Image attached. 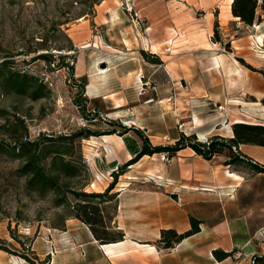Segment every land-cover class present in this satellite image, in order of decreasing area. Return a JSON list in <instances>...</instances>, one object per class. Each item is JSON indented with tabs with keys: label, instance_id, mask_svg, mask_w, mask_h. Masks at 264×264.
Instances as JSON below:
<instances>
[{
	"label": "rangeland",
	"instance_id": "1",
	"mask_svg": "<svg viewBox=\"0 0 264 264\" xmlns=\"http://www.w3.org/2000/svg\"><path fill=\"white\" fill-rule=\"evenodd\" d=\"M231 2L0 0V62L12 56L14 70L40 78L51 91L48 99L34 102L15 95L0 94V109L23 117L30 140L39 135L61 136L90 131L93 136L81 141L86 176L74 183L85 193L102 194L114 181L113 174L117 173L116 184L131 186L130 196L122 200L126 208L123 216L130 224L142 221L145 218L142 213L147 211L144 199L148 195L158 194L167 203L174 202L165 192L166 180L163 185L154 178L165 179L163 173L166 174L171 157L165 153L144 156L135 164L126 166L123 172L115 169L110 173H99L94 162L102 157L99 149L103 151L104 148L100 141L116 140L115 136L127 135L126 139L137 143L140 151L141 140L135 133L138 130L153 147L173 146L180 135L193 138L192 143H208L215 137L212 133H215L216 124L226 133L230 122H252L230 113V110L236 109L230 99L221 104L209 102L208 105L198 103V100L189 104L184 102L187 95L182 87L185 85L178 80L183 77L180 74L190 75V79L197 78L204 68L206 39L209 36L213 41L214 31L222 43L214 48V53L218 51L226 55L229 62L234 59L241 70L247 69V61L264 68V34L260 29L247 34L242 24L235 29L240 21L233 19L228 12ZM256 15H261L260 19L264 20V13L259 7ZM226 24L229 29L224 32L219 27H226ZM47 53L63 59L55 58L51 64L34 60L38 55ZM237 58L242 59L244 65ZM100 68L104 74L99 75ZM169 72H175L177 78L173 79ZM224 79L228 86V79ZM213 82L211 78L209 84ZM228 93L229 98L245 102L239 105V109L247 105L246 88L239 86L237 91ZM220 106L224 107L223 110L219 109ZM185 116L202 122L198 120L199 126H194ZM3 123L0 118V126ZM200 127L207 128L202 136L197 129ZM5 139L0 130V141ZM184 149L191 153L189 156L193 155L189 147ZM95 154L99 157H94ZM19 165L20 161L14 158L0 156V240L5 241L11 251L24 253L19 242L29 246L32 238H45V229H49L48 236L52 229L61 230L65 220L74 217V210L56 206L54 193L38 196L28 192L25 179L16 174ZM157 165H162L163 172L154 175ZM99 181L102 185H97L99 191H94L92 184ZM114 188L103 198L92 200L100 211L102 221L96 229L108 239L117 237L120 232L117 224L120 201ZM192 195L183 204V210L188 215L187 230L191 227L189 218L201 222L205 214V201L198 194ZM71 201L70 205H73ZM248 213L251 217L247 226L251 232L256 227V241L247 247V253L237 251L226 262L213 264H253L255 257H264V178L247 186ZM159 216L160 221L173 230L184 220L178 209L171 206L163 207ZM119 243L121 246L112 249L111 255L105 252L113 261L129 254L131 247L135 251L155 253L150 246ZM154 245L161 254L169 250L164 248L160 233ZM38 246L39 243L36 244ZM63 249L67 250L64 243ZM28 255L33 258L30 252ZM15 257L23 262L22 258Z\"/></svg>",
	"mask_w": 264,
	"mask_h": 264
},
{
	"label": "crops",
	"instance_id": "2",
	"mask_svg": "<svg viewBox=\"0 0 264 264\" xmlns=\"http://www.w3.org/2000/svg\"><path fill=\"white\" fill-rule=\"evenodd\" d=\"M228 12L231 15L230 6ZM256 17L257 19L259 17V20H255L251 26L238 22L234 28L239 29L242 24L247 30V34L253 33L257 29H260L261 34H264V20L260 19L261 15H256ZM233 24H235V21ZM210 27L211 25H209L208 31H210ZM219 28L224 32L229 29L227 24L226 27L221 26ZM209 38L208 36L206 39L207 47L203 50L204 68L197 74V78L190 79L188 78L190 75L180 74L183 77L178 79L181 84L184 82L185 85V87H182L185 95H187L184 98V102L189 104L198 100V103L208 105L211 102L221 104L223 101L230 99V103L235 104L234 106L236 107L235 110H230L232 115H238L252 121L246 124L263 125L264 108L261 106L260 101L264 97V76L259 72L262 71L264 73V68L260 64L247 61L256 71H251L248 68L241 70L234 59L233 62H229V57L226 55L218 53L217 50V53H214V48L222 45V43L221 41H211ZM209 66L210 68H207ZM169 75L173 79L178 76L175 72H169ZM209 77L214 81L212 84H209L211 79ZM225 77L227 79L228 77L231 78L233 83H229L227 86L224 82ZM239 86L247 89V105H243L245 107L241 109L235 103L239 100L229 98L230 95L228 93L237 91ZM241 103L245 104V102ZM221 107L223 110L224 107ZM184 118H187L188 122L191 123L192 119L190 116H185ZM191 124L193 125V123ZM232 124H234V121L227 124L226 133L219 125H215L216 129L212 126L215 131L212 136L223 139L232 138ZM197 129L201 136L207 130V128L202 127ZM126 136H115L116 140L100 141L102 149L104 148L103 151L99 149L102 157L94 162L99 173H110L138 154L139 146L137 143L127 140ZM233 151L254 164L264 165V147L239 145L237 148L233 147ZM191 152L194 157L193 155L189 156L191 153L187 149L178 151L169 161L166 174L163 173L165 179L161 178V180H158L157 178L160 177H154L159 182H162L163 185V181L166 180L167 190L165 192L169 196L176 193L178 201L167 203L158 194L156 196L148 195L144 199L147 204V211L142 213L145 217L142 221L136 220L132 225L123 216L126 208L122 205V200L130 196L131 186L126 187L123 186L125 184L118 182L114 188V193L117 194L120 201L117 217L118 229L124 235L123 240L120 242L150 246L155 253L142 250L135 251L131 247L129 248V252L131 251L129 254L113 261L105 254L101 244L94 239L88 227L77 219L70 218L65 220L61 230L52 229L53 232L49 235L51 238L50 242L47 239L49 229H45L46 231L43 235L45 238L36 237L31 239L28 253L30 252L33 257L37 258L35 264H38L37 262H46V264H213L216 261L212 256V251L217 249L225 252L235 249L236 251L247 253V247L256 241L254 236L256 227L251 232L247 226V220L251 217L249 214L250 210L247 214V186L250 187L257 180H263L264 173L254 174L247 169L245 164L226 165L225 162L229 159L226 151L209 161L203 160L195 155L193 151ZM94 157L99 156L95 154ZM189 161L192 163L190 164ZM92 170L94 169L92 168ZM162 172V165L154 167V175ZM96 183L98 186L102 185L101 181ZM241 192L242 196H240ZM192 194L200 195L199 198L205 201V214L202 216L203 220L199 226L200 232L185 238L175 245L173 249L167 250L166 254H161V251L156 248L154 243L159 238L160 230L171 227L160 221L159 214L161 209L169 206L178 209L184 216V220L174 230L179 234L184 233L189 228V225L187 222L188 215L183 210V204L184 200L188 199ZM37 243H39L38 247H36ZM63 243L67 250L63 249ZM226 260L220 263H224ZM0 264L27 263L0 251Z\"/></svg>",
	"mask_w": 264,
	"mask_h": 264
},
{
	"label": "trees",
	"instance_id": "3",
	"mask_svg": "<svg viewBox=\"0 0 264 264\" xmlns=\"http://www.w3.org/2000/svg\"><path fill=\"white\" fill-rule=\"evenodd\" d=\"M259 2L260 5H258ZM258 7L264 13V0H232L230 12L233 18H237L241 23L251 26L255 20H259V17L258 19L256 17ZM213 41L220 42L216 31H214ZM226 48H228L227 45ZM12 58V56H8L0 62V94L4 96L15 95L33 102L48 99L51 96L48 86L38 77L14 70ZM55 58L63 59L47 53L38 55L34 60H42L51 64L55 61ZM237 61L244 65L242 59L237 58ZM246 68L256 71L249 65ZM259 73L264 76L262 71ZM260 104L264 108V97L261 99ZM0 118L4 120L0 130L6 138L0 141V156H7L20 161L16 174L25 179L26 190L38 196L54 193L56 195L55 205L74 210L73 218L86 225L94 239L101 246L122 241L124 235L121 231L117 237L112 239L103 238L99 234L96 226L102 224L100 211L92 201L95 198H103L114 188L117 173L113 174L114 181L102 194L85 193L83 188L74 183L75 180L83 179L86 176L87 170L81 157V141L93 136L90 131L84 130L61 136L39 135L36 139L30 140L28 139V131L24 119H22L23 117H18L15 114L10 115L6 110L0 109ZM231 130L232 138L230 139L214 137L208 143H192L193 138L180 135L173 146L164 147H153L140 131L135 130L141 140L140 151L126 164L118 167L117 171L123 172L126 166L135 164L144 156L165 153L172 158L178 151L189 147L197 156L206 161L226 151L229 158L225 162L226 165L245 164L247 169L254 174H263L264 165L253 164L248 159L246 160L234 152L233 147L237 148L239 145L264 147V124L234 123ZM71 199L74 202L73 205H70ZM189 221L191 224L190 229L181 234L173 229L161 230L160 240L165 249H172L185 238L200 232L201 222L194 218H189ZM19 245L24 253L11 251L6 246L5 241L0 240V251L18 256L29 264H35L37 258L29 257V246L23 242H19ZM236 252L235 249L230 252L217 249L212 251V256L216 262H222L231 258ZM253 264H264V257H255Z\"/></svg>",
	"mask_w": 264,
	"mask_h": 264
},
{
	"label": "bare ground",
	"instance_id": "4",
	"mask_svg": "<svg viewBox=\"0 0 264 264\" xmlns=\"http://www.w3.org/2000/svg\"><path fill=\"white\" fill-rule=\"evenodd\" d=\"M236 63V62H235ZM224 65V64H223ZM98 72H99V75H101V74H104L105 72L100 68L99 70H98ZM139 78H138V76H137V81L140 83V79L138 80ZM228 80H229V83H233V80H231V78H229L228 77ZM237 105H240L241 104V102H235ZM115 106H117V104H115ZM191 123H193V125H195V126H198L199 125V123H198V120L194 117V120L192 121L191 120ZM108 139V138H107ZM117 143V142H116ZM162 157V156H161ZM163 159V158H162ZM232 174V173H231ZM230 174V175H231ZM232 176V175H231ZM99 177V176H98ZM232 177H234V176H232ZM158 180H161V178H157ZM157 181V180H156ZM123 186H125V185H123ZM92 189L94 190V191H99V190H97V184L94 182L93 184H92ZM121 246V244L120 243H118V244H110V245H104V246H101V248L102 249H104V251L106 252V253H108L109 255H111V250L112 249H114V248H119Z\"/></svg>",
	"mask_w": 264,
	"mask_h": 264
},
{
	"label": "water",
	"instance_id": "5",
	"mask_svg": "<svg viewBox=\"0 0 264 264\" xmlns=\"http://www.w3.org/2000/svg\"><path fill=\"white\" fill-rule=\"evenodd\" d=\"M145 130H146V129H145ZM170 198H171L174 202H177V201H178V199H177V195H175V194L170 195Z\"/></svg>",
	"mask_w": 264,
	"mask_h": 264
},
{
	"label": "built area",
	"instance_id": "6",
	"mask_svg": "<svg viewBox=\"0 0 264 264\" xmlns=\"http://www.w3.org/2000/svg\"><path fill=\"white\" fill-rule=\"evenodd\" d=\"M219 109L222 110V107L220 106ZM253 164H254V163H253Z\"/></svg>",
	"mask_w": 264,
	"mask_h": 264
}]
</instances>
